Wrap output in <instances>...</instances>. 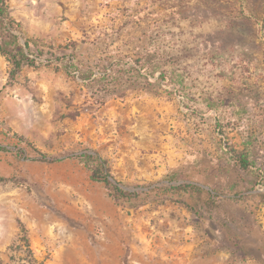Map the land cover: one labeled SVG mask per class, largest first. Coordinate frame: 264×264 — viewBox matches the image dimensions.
<instances>
[{
    "label": "rangeland",
    "instance_id": "obj_1",
    "mask_svg": "<svg viewBox=\"0 0 264 264\" xmlns=\"http://www.w3.org/2000/svg\"><path fill=\"white\" fill-rule=\"evenodd\" d=\"M10 6L32 57L127 68L144 51L155 54L156 74L145 92L125 76V95L101 104L64 61L15 73L0 52L3 264L37 263L20 236H29L44 264L62 239L109 220L139 221L170 252L188 247L219 255L220 264H264V0ZM5 36L0 22V41ZM89 147L139 194L116 199L92 180L77 156ZM243 150L253 163L247 170L235 160Z\"/></svg>",
    "mask_w": 264,
    "mask_h": 264
},
{
    "label": "trees",
    "instance_id": "obj_2",
    "mask_svg": "<svg viewBox=\"0 0 264 264\" xmlns=\"http://www.w3.org/2000/svg\"><path fill=\"white\" fill-rule=\"evenodd\" d=\"M0 22L6 28V38L0 41V52L5 55L12 64L15 73L22 70L25 65H37L63 63L69 73L79 71V76L83 79L86 85L92 90L94 95H98L99 103L105 104L111 96L125 95L126 82L124 81L127 76V82L132 85H137L139 92H145L152 85L151 77L155 76L156 68L152 66V60L155 54L140 52L137 59H132L130 67L120 64L118 61L110 62L105 65L97 63L95 65H88V69H81L74 65L75 57L72 55H62L56 57L55 61L51 59H40L38 56H30V42L27 40L25 45L20 42V36L15 32L16 30L22 32L21 24L14 18L10 6V0H0ZM146 55V56H145ZM162 75V73H161ZM143 78V80H141ZM165 81V76L163 77ZM124 86V87H123ZM78 116L79 113H74ZM7 150V147L0 144V152ZM80 159L85 163L87 168L91 171V179L97 182H104L111 190V195L116 198H133L139 194V190H131L126 188L122 182L118 181L112 173L110 162L107 158L103 157L96 149L89 147L83 150L79 155ZM41 160L60 161L63 158H50L42 155ZM238 166L247 170L252 166L250 156L245 150L238 152L235 156ZM5 180L0 176V181ZM191 185H178L180 188H187ZM137 188V187H136ZM140 188V187H139ZM138 189V188H137ZM210 212L215 208L214 204L210 201L206 203ZM19 241L27 247L28 253L36 264H41L35 257V252L32 248L31 240L28 235L20 236ZM21 245V243L19 244ZM0 264H3L0 258Z\"/></svg>",
    "mask_w": 264,
    "mask_h": 264
},
{
    "label": "crops",
    "instance_id": "obj_3",
    "mask_svg": "<svg viewBox=\"0 0 264 264\" xmlns=\"http://www.w3.org/2000/svg\"><path fill=\"white\" fill-rule=\"evenodd\" d=\"M94 224L88 222L85 234L62 239L44 264H220L219 255L206 256L198 249L168 251L165 242L150 229L143 230L139 221Z\"/></svg>",
    "mask_w": 264,
    "mask_h": 264
}]
</instances>
